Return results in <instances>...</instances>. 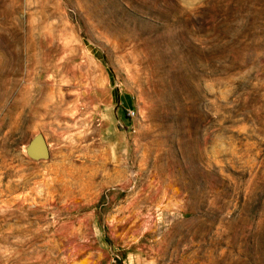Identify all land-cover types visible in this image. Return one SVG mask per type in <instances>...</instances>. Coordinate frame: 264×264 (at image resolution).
I'll use <instances>...</instances> for the list:
<instances>
[{"label":"rangeland","instance_id":"obj_1","mask_svg":"<svg viewBox=\"0 0 264 264\" xmlns=\"http://www.w3.org/2000/svg\"><path fill=\"white\" fill-rule=\"evenodd\" d=\"M0 264H264V0H0Z\"/></svg>","mask_w":264,"mask_h":264},{"label":"water","instance_id":"obj_2","mask_svg":"<svg viewBox=\"0 0 264 264\" xmlns=\"http://www.w3.org/2000/svg\"><path fill=\"white\" fill-rule=\"evenodd\" d=\"M26 155L32 160H48L49 149L41 135L34 136L26 145Z\"/></svg>","mask_w":264,"mask_h":264},{"label":"built area","instance_id":"obj_3","mask_svg":"<svg viewBox=\"0 0 264 264\" xmlns=\"http://www.w3.org/2000/svg\"><path fill=\"white\" fill-rule=\"evenodd\" d=\"M126 115H127L128 117L132 118V117L134 116V112L128 110L127 113H126Z\"/></svg>","mask_w":264,"mask_h":264}]
</instances>
